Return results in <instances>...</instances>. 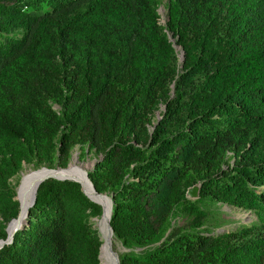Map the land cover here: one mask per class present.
<instances>
[{"label":"trees","instance_id":"16d2710c","mask_svg":"<svg viewBox=\"0 0 264 264\" xmlns=\"http://www.w3.org/2000/svg\"><path fill=\"white\" fill-rule=\"evenodd\" d=\"M158 4L0 0V238L22 163L63 167L88 143L102 151L88 177L112 198L121 264H264V0H168L165 24ZM206 200L256 220L206 230ZM101 212L80 182L44 179L0 264H99Z\"/></svg>","mask_w":264,"mask_h":264},{"label":"rangeland","instance_id":"374dc122","mask_svg":"<svg viewBox=\"0 0 264 264\" xmlns=\"http://www.w3.org/2000/svg\"><path fill=\"white\" fill-rule=\"evenodd\" d=\"M167 5H168V0H159L157 9L159 12V22L161 24H165L167 17H168L167 16ZM169 36L171 40H174L171 34H169ZM175 46H176L175 47L176 50L178 51L179 60H181L182 50L180 46L178 45H175ZM169 86H170V90H168V92H172L173 83H171ZM48 103L51 104V106L54 109H57V110L60 109V104L55 98H48ZM164 108H165V103L163 99H160L154 105L151 115H150L151 121L148 124L150 129L153 127L156 120L161 116L160 113ZM101 155H102V151L98 150L95 146H90L88 143H84L83 145L76 143L69 150V157H68L67 163L62 168H56L55 170L66 169L69 167L70 163L73 160H75L78 168L82 171V173L88 179L87 174H86L87 170H89L94 165L97 158ZM235 162H236L235 155L232 152H228L226 156V162H224L222 165L223 167L230 169L235 164ZM43 165L44 164L41 165V164H36L35 162L29 163V162L24 161L18 173L13 176L12 182L15 184V198L16 196L19 197L20 199L19 203H21V206H22L21 192L24 188L32 184L36 173L45 172V171H55V170H47L44 168L37 169ZM57 165H58L57 162L54 161L51 166L56 167ZM44 166H48V165H44ZM88 181L90 180L88 179ZM196 182L198 181H193L191 177L185 178V182H184L185 193H186L187 188L195 184ZM106 197L108 198L109 203H110V198L108 196ZM194 199L195 198H191V200H194ZM203 207L208 212H207V216L202 226L204 229L210 230V231H221V232L229 231V230L236 228L239 224L250 223L256 220V215L252 210L239 207V206H234L232 204H227V203H224L218 200H206L203 204ZM101 215H103L102 212L99 216L92 217V221H93V227H95L98 230L100 238L102 242H104L105 222H104V215L103 216ZM189 219H190V216L185 215V214L173 215L171 217V223L176 226H182V225H186ZM112 249L114 250L115 255H116L118 254L119 251H122L124 247L117 239L114 238L112 242ZM100 255H102L101 248H100ZM99 264H105V262L102 260L101 257H100Z\"/></svg>","mask_w":264,"mask_h":264},{"label":"bare ground","instance_id":"6f19581e","mask_svg":"<svg viewBox=\"0 0 264 264\" xmlns=\"http://www.w3.org/2000/svg\"><path fill=\"white\" fill-rule=\"evenodd\" d=\"M57 168H62V167L58 166ZM55 169L56 168H54L52 170H55ZM46 172H49V173L54 174L56 176H70V177H74V178L79 179L82 182L83 187L88 192V194L93 199L97 200L98 202H100L102 204L105 226H104V242H103V244L101 246L102 255H100V257L105 262V264H120L117 261V258L115 257L116 255H115L114 250L112 249V242H113L114 236H113V232H112L111 228L108 225V218H109V215H110V203H109L108 198L106 197L107 195L104 196V195H102L103 193H97L95 191V189L89 183V181L86 178V176L78 168L77 163H76L75 160H73L70 163L69 167L66 168V169H59V170H55V171H45V172L36 173L32 184L29 185L28 187L24 188L22 190V192H21L22 206L20 208V212H19L18 218L13 220L9 224V227H8L9 232L12 231V229L14 228V226L18 222H24V220L26 218V210L28 208V205L30 204V202L33 199L35 186H36L38 180L40 179L41 175L43 173H46ZM17 198L20 201L18 196H17ZM20 205H21V203H20ZM100 231H101V229H100Z\"/></svg>","mask_w":264,"mask_h":264},{"label":"water","instance_id":"95a60500","mask_svg":"<svg viewBox=\"0 0 264 264\" xmlns=\"http://www.w3.org/2000/svg\"><path fill=\"white\" fill-rule=\"evenodd\" d=\"M175 47H176V46H175ZM183 58H184V55H183V50H182V57H181V60H183ZM57 167H58V165H57ZM40 168H45V169H47V170H52V169H54L55 167H49V166H44V165H43V166H41V167H39V168H37V169H40ZM86 174H87V177H88V170H87ZM48 177H54V178H57V179H72V180H76V181L80 182V184H81V188H82V190L84 191V193H85L89 198H91L92 200L98 202L97 200L93 199V198L88 194V192L84 189L83 184H82V182H81L79 179L74 178V177H70V176H56V175H54V174H51V173H49V172H46V173H43V174L41 175L40 179L38 180V182H37V184H36V186H35V191H34V194H33V199H32V201L30 202V204L28 205V208H29V206H31V205L33 204V202H34L36 189H37L39 183H40L41 181H43L44 179L48 178ZM88 179L90 180L89 177H88ZM90 182L92 183L91 180H90ZM92 185H93V183H92ZM93 186H94V185H93ZM199 186H200V183H199V182H196L195 184H193V185H191L190 187H188L187 190H186V196H187L188 198H190V199H191V198H197V197L199 196V193H198V192H199ZM95 190H96V189H95ZM96 192H97V193H103L104 195H107V196H109V198H110V215H109V218H108V225H109V227L111 228V230H112V232H113V229H112V227H111V225H110V217H111V211H112V210H111V209H112V198H111V196L108 195L106 192H99V191H97V190H96ZM16 198H17V196H16ZM17 199H18V198H17ZM19 202H20V201H19ZM98 203H100V202H98ZM100 204H101V203H100ZM101 206H102V204H101ZM20 208H21V205H20V203H19V211H18V214H19V212H20ZM28 208H27V210H26V216L28 215ZM102 212H103V206H102ZM18 214H17L16 217L12 218V219L8 222V224H7V226H6V229H7L8 234H7V237H6L5 239L0 238V247H1L4 243L9 242V241L12 239L13 233H14L18 228H20V227L22 226L23 222H18V223L14 226V228L12 229L11 232H9V230H8L9 224H10L13 220H15V219L18 218ZM101 245H102V244H101ZM101 245H100V248H101ZM116 255H117V256H116V257H117V260H118V262L120 263L119 256H118V254H116ZM99 256H100V253H99ZM120 264H121V263H120Z\"/></svg>","mask_w":264,"mask_h":264}]
</instances>
